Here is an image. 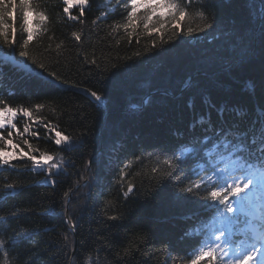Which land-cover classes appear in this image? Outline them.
Wrapping results in <instances>:
<instances>
[{"label":"trees","instance_id":"16d2710c","mask_svg":"<svg viewBox=\"0 0 264 264\" xmlns=\"http://www.w3.org/2000/svg\"><path fill=\"white\" fill-rule=\"evenodd\" d=\"M116 3L89 0L83 24L69 19L63 0L47 5L50 32L32 52L53 64L51 70L68 85L57 82L52 88H41L22 67L0 59L3 98L14 106L45 105L37 116L50 120L65 135L79 138L75 148L62 152L54 144V133L40 128L39 140L25 134L34 147L48 151L57 161L65 160V170L53 177L54 186L43 183L44 173L20 170L24 161L13 162L17 169H0V196L5 195V184L17 185V194L0 200V215L8 218L6 236L14 248L8 249V264H70L72 260L76 264H171L169 249L175 256L191 246V240L181 242L180 237L194 223L187 218L201 215L202 209L177 204L165 181L157 186L151 170L158 162L149 153L160 154L161 145H180L191 135L193 123L201 117L205 122L218 121L217 110L225 105L229 109L225 119L239 121L241 127L264 111V72L258 54L262 0H223L216 9L228 26L226 31L235 24L251 38L257 55L243 62L232 58L233 45L220 32L183 36L165 44L168 51L163 55L154 50L135 62L126 60L134 51L150 47L152 37L142 34L140 44L133 37L129 45L123 28L113 32L112 26L122 24L126 15L122 8L110 11ZM78 8L70 9L72 15L78 14ZM197 10L198 5H193V14ZM13 18H6V23L18 24L15 11ZM137 31L143 33L142 27ZM74 32L81 33V41L75 40ZM0 53L10 55L5 47H0ZM13 58L18 63L24 59L18 52ZM93 58L99 68L90 63ZM116 63L120 67L111 69ZM133 63L135 67L126 72L125 65ZM104 68L111 71L102 72ZM113 72L121 75L114 77ZM85 89L104 96L103 103L98 104ZM129 183L135 187L125 197ZM49 208L57 215L42 214ZM111 215L120 219L109 220ZM67 218L75 228L66 223ZM4 260L0 253V264ZM176 264L184 262L177 259Z\"/></svg>","mask_w":264,"mask_h":264},{"label":"snow or ice","instance_id":"6c2138e0","mask_svg":"<svg viewBox=\"0 0 264 264\" xmlns=\"http://www.w3.org/2000/svg\"><path fill=\"white\" fill-rule=\"evenodd\" d=\"M50 2L51 0H0V47L7 48L10 57L18 52V56L24 58L20 61V67L41 88H52L57 82L61 86L68 85L66 79L51 70L53 64L44 62V59L32 52L37 44H43L46 34L50 32L52 21L47 8ZM222 2L223 0H117L110 11L122 8L126 15L123 17L124 22L114 24L112 30L115 32L123 28L129 45L132 44L133 37L136 38V44H140L142 34L152 37L150 47L143 52L134 51L125 58L134 62L154 50L158 55H163L168 51L164 48L165 44H174L183 36L198 38L201 33L207 36L216 32L230 40L233 59L241 62L254 59L257 52L250 42L251 38L245 35V30L233 24L226 31L228 26L217 16L216 9ZM63 3L67 5L63 11L68 14L69 19L83 24L82 17L89 0H63ZM74 5L79 6L77 15L70 12ZM193 5H198L199 8L194 14ZM14 11L18 13L19 23H6V18L14 19ZM101 18H106V15ZM141 27L143 33L137 31ZM259 34L258 54L261 70L264 72V13H261L259 20ZM73 36L76 41H81L80 32H74ZM237 40L240 42L237 43ZM57 48H60L59 44ZM48 50L47 47L44 48V51ZM59 63L58 59L55 60V64ZM90 63L100 67L94 58ZM119 67V63L111 65V69ZM134 67L135 63L126 64L124 70L127 72ZM111 69L104 68L101 71L109 72ZM0 74H3L2 67ZM112 74L114 77L121 75L120 72ZM85 91L98 104L103 103L105 97L97 91ZM4 95L0 91V169H17L13 162L24 161L20 170L44 173L46 178L43 183L54 186L57 181L53 177L65 170V160L61 157L57 161L48 151L34 147L25 138V134L39 140L40 128L49 135L54 133V144L60 146L62 152L75 148L79 138L65 135L52 127L50 120L37 116L45 105L14 106L3 98ZM209 106L215 107L210 103ZM217 111L218 121L209 119L205 122L201 117L192 124L191 135L182 140L180 145H161L160 154L149 153V156L155 155L158 162L151 170L154 174L152 179L157 186L165 181L177 204L194 205L202 209L201 215L194 213L187 218L194 223L180 237L181 242L191 240V246L182 255L175 256L169 249L168 257L171 264H176L177 259L184 264H264V111L252 116L243 127L239 121L229 122L225 119L229 111L226 105ZM237 114L244 115L239 112ZM91 163L93 161L90 160L89 164ZM67 164L71 165V160ZM157 173L159 179L155 175ZM123 175L127 173H122ZM134 187L129 183L124 196L128 197ZM3 191L5 195L0 196V200L17 194V185L5 184ZM67 199L66 192L63 207L65 214L68 211ZM42 214L50 217L57 215L54 208L46 209ZM7 219L0 215V221H4L0 223V253L5 257L4 264H8V249L14 250L6 236ZM108 219L116 221L120 217L111 215ZM66 223L72 228L76 226L70 218L66 219ZM128 251L125 249V254ZM70 264H76V261L72 260Z\"/></svg>","mask_w":264,"mask_h":264}]
</instances>
